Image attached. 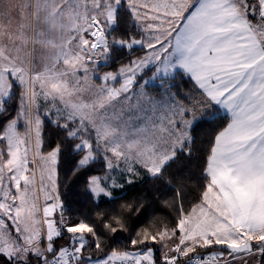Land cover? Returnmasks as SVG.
<instances>
[{
    "label": "snow or ice",
    "instance_id": "obj_1",
    "mask_svg": "<svg viewBox=\"0 0 264 264\" xmlns=\"http://www.w3.org/2000/svg\"><path fill=\"white\" fill-rule=\"evenodd\" d=\"M0 264H264V0H0Z\"/></svg>",
    "mask_w": 264,
    "mask_h": 264
},
{
    "label": "trees",
    "instance_id": "obj_2",
    "mask_svg": "<svg viewBox=\"0 0 264 264\" xmlns=\"http://www.w3.org/2000/svg\"><path fill=\"white\" fill-rule=\"evenodd\" d=\"M105 70H111L110 68H105ZM206 140H207V133H201L200 139L197 141V146L201 149L206 147ZM200 153H197V161L194 162L192 166V173L193 178L189 182L190 187L195 189L198 177H199V170L196 167V164L198 163ZM68 161L64 162V166H68ZM160 188L159 191L156 189ZM127 199H133L141 196H147L149 200L155 201L154 204L150 206L149 209V217H156L160 221H170L174 214L171 212V209L165 206L163 201L165 199L170 198V194L167 192L166 189H163L161 186H153L152 182L150 180H138L133 186H128V191L125 194ZM191 199V197H190ZM105 205L102 204L101 207H104ZM140 225H137V228H139ZM126 235V234H125ZM114 246H119L121 248L129 247L126 240L124 239V236L117 237L116 244Z\"/></svg>",
    "mask_w": 264,
    "mask_h": 264
},
{
    "label": "rangeland",
    "instance_id": "obj_3",
    "mask_svg": "<svg viewBox=\"0 0 264 264\" xmlns=\"http://www.w3.org/2000/svg\"><path fill=\"white\" fill-rule=\"evenodd\" d=\"M16 2V0H12V3H15Z\"/></svg>",
    "mask_w": 264,
    "mask_h": 264
}]
</instances>
